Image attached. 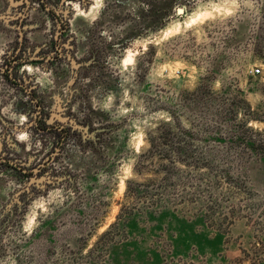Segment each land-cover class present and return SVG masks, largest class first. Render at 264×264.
<instances>
[{
    "label": "rangeland",
    "instance_id": "374dc122",
    "mask_svg": "<svg viewBox=\"0 0 264 264\" xmlns=\"http://www.w3.org/2000/svg\"><path fill=\"white\" fill-rule=\"evenodd\" d=\"M5 159L0 264H264V0H0Z\"/></svg>",
    "mask_w": 264,
    "mask_h": 264
},
{
    "label": "flooded vegetation",
    "instance_id": "af4514ba",
    "mask_svg": "<svg viewBox=\"0 0 264 264\" xmlns=\"http://www.w3.org/2000/svg\"><path fill=\"white\" fill-rule=\"evenodd\" d=\"M38 1H41V0H38ZM66 29H68V25H64V30H66ZM57 58H59V57H57ZM9 80H11V79H9ZM38 105H39V103H38ZM43 116H44V114H43ZM40 118H42V116ZM37 122H40V120H37ZM42 124L40 122L38 125H35V129L37 131H40V132H50L52 130L54 133H57L58 134V138H57V141L55 143L56 146L62 147L67 142L68 132H69L68 129H65V128L63 129L61 127H44ZM6 160H7L6 163H8V166H11L12 164L9 162V159H5L3 161L0 160V161L2 163H5ZM1 162H0V164H1ZM48 163H50V162H47V164Z\"/></svg>",
    "mask_w": 264,
    "mask_h": 264
},
{
    "label": "built area",
    "instance_id": "2783aa9c",
    "mask_svg": "<svg viewBox=\"0 0 264 264\" xmlns=\"http://www.w3.org/2000/svg\"><path fill=\"white\" fill-rule=\"evenodd\" d=\"M261 71L259 69L256 70V73L259 74Z\"/></svg>",
    "mask_w": 264,
    "mask_h": 264
},
{
    "label": "water",
    "instance_id": "95a60500",
    "mask_svg": "<svg viewBox=\"0 0 264 264\" xmlns=\"http://www.w3.org/2000/svg\"><path fill=\"white\" fill-rule=\"evenodd\" d=\"M182 10H183V9H179V10H178V12L181 14V12L183 13V11H182Z\"/></svg>",
    "mask_w": 264,
    "mask_h": 264
},
{
    "label": "bare ground",
    "instance_id": "6f19581e",
    "mask_svg": "<svg viewBox=\"0 0 264 264\" xmlns=\"http://www.w3.org/2000/svg\"><path fill=\"white\" fill-rule=\"evenodd\" d=\"M182 11H183V13L185 12V10H184V9H183ZM183 13L181 12V14H183Z\"/></svg>",
    "mask_w": 264,
    "mask_h": 264
},
{
    "label": "trees",
    "instance_id": "16d2710c",
    "mask_svg": "<svg viewBox=\"0 0 264 264\" xmlns=\"http://www.w3.org/2000/svg\"><path fill=\"white\" fill-rule=\"evenodd\" d=\"M198 164H200V163L198 162Z\"/></svg>",
    "mask_w": 264,
    "mask_h": 264
}]
</instances>
